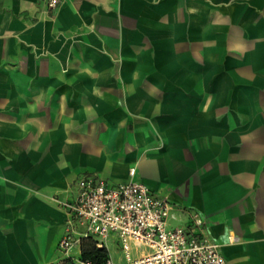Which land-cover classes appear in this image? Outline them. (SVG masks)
Listing matches in <instances>:
<instances>
[{
  "label": "crops",
  "instance_id": "crops-1",
  "mask_svg": "<svg viewBox=\"0 0 264 264\" xmlns=\"http://www.w3.org/2000/svg\"><path fill=\"white\" fill-rule=\"evenodd\" d=\"M132 167L264 264V0H0V264H59L58 199Z\"/></svg>",
  "mask_w": 264,
  "mask_h": 264
},
{
  "label": "built area",
  "instance_id": "built-area-1",
  "mask_svg": "<svg viewBox=\"0 0 264 264\" xmlns=\"http://www.w3.org/2000/svg\"><path fill=\"white\" fill-rule=\"evenodd\" d=\"M47 2L57 9L64 0ZM58 203L65 214L59 264H230L207 233L206 220L186 213V222L175 224L185 211L144 183L135 167L126 180L115 183L86 173L75 181L71 196ZM85 239L108 249L105 262L83 257ZM115 244L121 255L112 253Z\"/></svg>",
  "mask_w": 264,
  "mask_h": 264
},
{
  "label": "trees",
  "instance_id": "trees-1",
  "mask_svg": "<svg viewBox=\"0 0 264 264\" xmlns=\"http://www.w3.org/2000/svg\"><path fill=\"white\" fill-rule=\"evenodd\" d=\"M83 257L91 259L98 263H103L109 257V251L106 248H98L93 239H85L83 241Z\"/></svg>",
  "mask_w": 264,
  "mask_h": 264
}]
</instances>
